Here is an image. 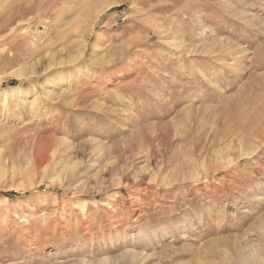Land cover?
<instances>
[{
  "label": "rangeland",
  "instance_id": "374dc122",
  "mask_svg": "<svg viewBox=\"0 0 264 264\" xmlns=\"http://www.w3.org/2000/svg\"><path fill=\"white\" fill-rule=\"evenodd\" d=\"M18 4L0 264H264V0Z\"/></svg>",
  "mask_w": 264,
  "mask_h": 264
},
{
  "label": "bare ground",
  "instance_id": "6f19581e",
  "mask_svg": "<svg viewBox=\"0 0 264 264\" xmlns=\"http://www.w3.org/2000/svg\"><path fill=\"white\" fill-rule=\"evenodd\" d=\"M9 7V6H8ZM13 7V6H12ZM11 8V6H10ZM9 9V8H7ZM32 13V10L26 6L22 7L20 4L16 5L13 9V11L6 17V15L3 17L4 21L2 22V24L0 25V30H4L6 29L8 26H10V24H13L14 20L19 18V17H23V16H27L28 14ZM20 14V15H19ZM18 20V19H17ZM18 22V21H17ZM13 32V31H12ZM14 33V32H13ZM21 38L18 39H32L34 38V35H30L29 33H27L25 30H23L21 32L20 35H18ZM14 39H16V36L14 37ZM221 44V43H220ZM219 45V44H218ZM230 49V48H229ZM192 53V52H191ZM18 75V74H17ZM21 75V74H20ZM17 92V91H16ZM79 102V101H78ZM77 108V107H76ZM29 136V135H28ZM38 138V137H37ZM36 141V140H35ZM44 163V162H43ZM46 163V162H45ZM105 245L102 248H106L109 246V244L111 243V239H108L107 241L104 242ZM249 262H251L252 264L255 263L256 261V256L254 253H251L248 256ZM262 264V263H260Z\"/></svg>",
  "mask_w": 264,
  "mask_h": 264
}]
</instances>
